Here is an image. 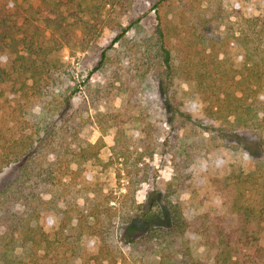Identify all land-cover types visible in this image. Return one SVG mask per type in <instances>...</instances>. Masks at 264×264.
Returning a JSON list of instances; mask_svg holds the SVG:
<instances>
[{"label":"trees","instance_id":"1","mask_svg":"<svg viewBox=\"0 0 264 264\" xmlns=\"http://www.w3.org/2000/svg\"><path fill=\"white\" fill-rule=\"evenodd\" d=\"M31 1L0 3V177L16 172L0 189V264H116L123 256L115 236L125 225L124 245H131L141 264H205L193 254L192 235L202 238L208 260L215 264H242L251 252L259 251L264 233V199L259 197L264 188V14L248 13L223 29L219 9L181 3V21L174 24L163 20L161 11L180 0L157 1L156 81L162 90L156 94L169 103L172 123L182 122L210 141L221 136L222 147L234 160L223 176L212 177L220 212L197 213L172 198L188 187L187 162L199 154L209 158L213 150L195 144L198 150L191 153L193 146L187 143L192 134L182 138L179 148L171 149L176 177L161 198L171 224L151 226L137 236L136 221L165 218L160 204L135 203L134 211L112 192L82 194L100 148L68 140L73 95L57 91L70 67L61 52L80 41L83 16L94 22L93 27L103 26L105 11L127 1ZM136 22L122 27L114 42ZM234 49L240 64L229 67L224 57ZM5 51L13 54L11 61L4 60ZM176 79L194 82L204 104L202 118L171 99ZM156 87L153 82L136 87L123 113L101 116L100 123L105 120L116 132L112 149L117 158L128 131L151 135V117L141 106H149L150 99L142 98L155 94ZM92 237L99 239L95 251L84 245Z\"/></svg>","mask_w":264,"mask_h":264},{"label":"rangeland","instance_id":"2","mask_svg":"<svg viewBox=\"0 0 264 264\" xmlns=\"http://www.w3.org/2000/svg\"><path fill=\"white\" fill-rule=\"evenodd\" d=\"M4 1L6 0H0V3ZM77 1L83 5L90 3V0ZM126 1L105 11L103 26L93 27L94 22L83 16V28L79 30L80 41H77V45L66 47L61 52L64 60L70 63V67L63 75V82L57 91L73 95L74 122L70 124L73 128L67 136L68 140L73 141L74 145H86L91 142L100 148L99 159L95 158L91 168L89 166V180L84 184L82 194L112 192V195L123 202L127 209L134 211H137L135 203L140 204L148 200L160 204L165 218L148 223L136 221L134 228L138 236L151 226L169 227L171 224L169 211L161 198L167 193L169 185L176 177L171 149H178L182 138H188L192 134L187 143L188 148L190 144L193 146L191 153L198 150L194 147L195 144H198V148L213 150L209 158L199 154L192 157L193 161L187 162L189 167L187 170L190 174L188 187L177 192L172 198L173 201L188 206L197 213L220 212L221 201L215 194L212 177L223 176L234 156L222 147L225 141L221 136L213 135L215 139L210 141L209 136H202L186 128L182 122L175 124L171 122L168 114L169 103L164 102V96L156 94L157 89L160 92L162 90L161 85L156 81L160 73L155 39L159 23L156 8L158 0ZM31 2L35 5L40 3L39 0ZM181 3H191L196 9H200V6L207 7L208 4L214 10L219 9L223 17V29L226 25H235L242 17L248 16V13L264 14V0H180L175 6L165 7L161 11L163 20L169 19L174 24L179 23ZM135 21L138 22L126 32L123 39L115 43L114 40L122 27H128ZM4 54V60L13 59V54L8 51ZM236 54L234 49L231 50V54L224 57L229 67L240 64ZM151 82L157 86L155 94L144 95L142 100L146 102L150 99V102L149 106L144 104L141 108L151 117L152 133L146 138L145 133L140 130L128 131L123 154L117 158L112 149L116 132L111 128L108 129L105 120L100 123L101 116L123 113L126 101L131 97L130 92L136 87ZM76 85L80 86L77 91ZM170 96L171 99L175 98L173 100L176 104L181 101L185 111L195 118L204 116V104L195 94L193 81L176 79L171 87ZM39 111L40 108L37 106L35 112ZM218 147L220 149H217ZM68 157L72 158L71 155ZM15 174V170H10L0 177V189ZM260 196L264 199L263 187L259 190ZM125 232L126 225L116 232V243L119 247L117 250L121 249L120 253L123 256L116 264H141L139 262L142 260L141 257L132 253L131 245H124ZM190 240L195 257L203 260L205 264H215L208 260L210 252L200 236L192 235ZM84 245L90 251H95L99 239L96 237L86 239ZM260 246L259 251L251 252L241 263L264 264V233L261 235Z\"/></svg>","mask_w":264,"mask_h":264}]
</instances>
